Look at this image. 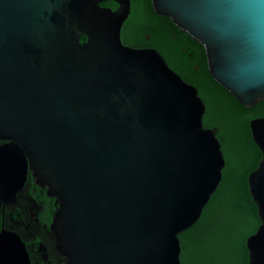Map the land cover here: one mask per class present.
I'll return each mask as SVG.
<instances>
[{
  "label": "water",
  "instance_id": "1",
  "mask_svg": "<svg viewBox=\"0 0 264 264\" xmlns=\"http://www.w3.org/2000/svg\"><path fill=\"white\" fill-rule=\"evenodd\" d=\"M0 0V204L27 170L56 203L65 264H180L224 166L204 103L152 47L120 40L129 0ZM203 49L207 72L243 107L264 100V0H149ZM84 39L80 41V37ZM246 185L259 219L247 264H264V114ZM0 264H28L0 234Z\"/></svg>",
  "mask_w": 264,
  "mask_h": 264
},
{
  "label": "trees",
  "instance_id": "2",
  "mask_svg": "<svg viewBox=\"0 0 264 264\" xmlns=\"http://www.w3.org/2000/svg\"><path fill=\"white\" fill-rule=\"evenodd\" d=\"M100 5L111 9L116 7L109 0ZM146 19L162 22L164 26L160 32L152 29L149 40V44L159 52L171 49L176 51L178 48L172 31L192 40L176 29L168 18L155 14L148 3L147 6L142 3L131 6L127 20L131 28L123 35L120 33V40L124 45L135 47L133 36L142 38L145 29L140 23ZM83 39L81 36L80 41ZM202 71L204 76L201 80L188 81L196 88L204 103L202 123L215 129L224 166L220 181L202 208L199 218L178 234L179 263L247 264L245 239L255 231L259 219L248 194L246 176L256 167L260 158V152L250 137L248 121L264 114V100L251 107H243L214 82L206 67Z\"/></svg>",
  "mask_w": 264,
  "mask_h": 264
},
{
  "label": "flooded vegetation",
  "instance_id": "3",
  "mask_svg": "<svg viewBox=\"0 0 264 264\" xmlns=\"http://www.w3.org/2000/svg\"><path fill=\"white\" fill-rule=\"evenodd\" d=\"M142 3L144 6H147V3L150 6L149 0H129V12L120 27L122 35L131 28L127 20L132 4ZM127 25L128 28H126ZM140 25L145 32L142 38L133 36V44L137 48H154L149 44L152 37L151 30L156 29L160 32L164 27L162 22L146 19L141 21ZM172 36L178 44L176 51L174 49L166 52L156 50L162 55L166 64L185 82L201 80L204 76L202 70L206 67L202 47L177 32L172 31ZM159 47L162 48V46ZM191 82L188 81L189 84H192ZM3 142L0 140V145ZM55 210L54 198L47 196L38 187L29 170L15 197L0 204V234L6 231L18 237L26 251L28 264H65L63 257L56 249L55 238L49 229Z\"/></svg>",
  "mask_w": 264,
  "mask_h": 264
}]
</instances>
